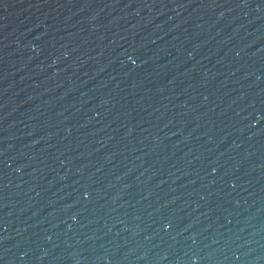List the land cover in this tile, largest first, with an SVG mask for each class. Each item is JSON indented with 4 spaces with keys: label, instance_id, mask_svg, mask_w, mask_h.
<instances>
[{
    "label": "water",
    "instance_id": "water-1",
    "mask_svg": "<svg viewBox=\"0 0 264 264\" xmlns=\"http://www.w3.org/2000/svg\"><path fill=\"white\" fill-rule=\"evenodd\" d=\"M0 264H264V0H0Z\"/></svg>",
    "mask_w": 264,
    "mask_h": 264
}]
</instances>
